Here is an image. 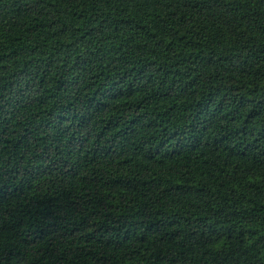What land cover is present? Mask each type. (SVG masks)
<instances>
[{
	"label": "trees",
	"instance_id": "16d2710c",
	"mask_svg": "<svg viewBox=\"0 0 264 264\" xmlns=\"http://www.w3.org/2000/svg\"><path fill=\"white\" fill-rule=\"evenodd\" d=\"M0 264H264V0H0Z\"/></svg>",
	"mask_w": 264,
	"mask_h": 264
}]
</instances>
